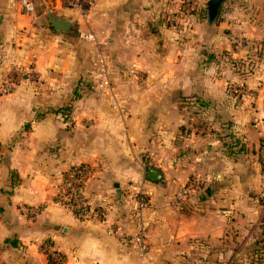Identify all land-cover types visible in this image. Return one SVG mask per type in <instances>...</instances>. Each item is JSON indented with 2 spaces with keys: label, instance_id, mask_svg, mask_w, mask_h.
<instances>
[{
  "label": "crops",
  "instance_id": "0c3cea01",
  "mask_svg": "<svg viewBox=\"0 0 264 264\" xmlns=\"http://www.w3.org/2000/svg\"><path fill=\"white\" fill-rule=\"evenodd\" d=\"M25 1L0 0V86L31 78L0 94V264H264V0ZM82 164L99 218L58 200Z\"/></svg>",
  "mask_w": 264,
  "mask_h": 264
},
{
  "label": "built area",
  "instance_id": "2783aa9c",
  "mask_svg": "<svg viewBox=\"0 0 264 264\" xmlns=\"http://www.w3.org/2000/svg\"><path fill=\"white\" fill-rule=\"evenodd\" d=\"M23 5L27 11L33 10L32 4L25 0H23ZM103 75V84L108 85L109 81L107 79V76L105 73ZM13 88L14 83L8 78L4 81L1 92L3 94L11 93ZM92 173L93 168L90 165L82 164L76 166L75 170L69 176V178L64 183L62 182L58 194V200L62 204L67 205L68 207L73 209L80 219H88L93 216H97L98 218L100 216H104L103 210L97 208L94 210L84 196V187ZM262 179H264V174L262 175ZM186 194H188L187 190L184 191L183 195L186 196ZM68 202H71L72 204H67ZM141 203L145 204L144 199L141 200ZM132 242L139 246L142 250L146 249L144 236L139 235L137 237H134Z\"/></svg>",
  "mask_w": 264,
  "mask_h": 264
},
{
  "label": "water",
  "instance_id": "95a60500",
  "mask_svg": "<svg viewBox=\"0 0 264 264\" xmlns=\"http://www.w3.org/2000/svg\"><path fill=\"white\" fill-rule=\"evenodd\" d=\"M224 1L225 0H209L208 1V3H207V14H208V20L210 22L215 20V18L217 17V15L219 13V8ZM50 21H51L53 28L57 32L67 31L71 26V23L69 21H67L63 18L54 16V15H50ZM160 175L161 174L154 167H151L147 173L148 178L152 179L154 181L158 180Z\"/></svg>",
  "mask_w": 264,
  "mask_h": 264
},
{
  "label": "rangeland",
  "instance_id": "374dc122",
  "mask_svg": "<svg viewBox=\"0 0 264 264\" xmlns=\"http://www.w3.org/2000/svg\"><path fill=\"white\" fill-rule=\"evenodd\" d=\"M184 5V4H183ZM189 7H187V9H188ZM181 12H180V14H183L184 15V11L183 10H180ZM183 12V13H182ZM179 13V12H178ZM177 18V17H176ZM7 71H8V74L6 75L7 77H2L1 79H2V85H3V83H4V81L6 80V79H10L14 84H15V86H16V84H19L20 82H22L23 80H28V78L29 79H31L29 76H28V64H26V65H24L23 66V64H13L12 66H10V67H8V69H7ZM2 85L0 86V94L1 95H4L2 92H1V88H2ZM13 92V91H12ZM11 92V93H12ZM10 93H7V94H5V95H9ZM194 111H196V110H194ZM194 114H199L198 113V111H196ZM189 115H191L190 113H189ZM194 116V115H193ZM194 119H195V117H194ZM196 121H199L198 120V118H196L195 119ZM198 123V122H197ZM201 123V122H200ZM198 125V127H201V125H199V124H197ZM29 126L30 125H28V126H25V130L26 131H28V129H29ZM206 127V126H205ZM207 127L209 128V129H211L212 130V127H211V125L209 126V125H207ZM181 130H182V128H181ZM183 132L185 131V129H183L182 130Z\"/></svg>",
  "mask_w": 264,
  "mask_h": 264
},
{
  "label": "trees",
  "instance_id": "16d2710c",
  "mask_svg": "<svg viewBox=\"0 0 264 264\" xmlns=\"http://www.w3.org/2000/svg\"><path fill=\"white\" fill-rule=\"evenodd\" d=\"M199 123V125H201L200 121H196ZM195 123V122H194ZM205 126V125H203ZM184 129V127H182V130ZM214 130H209L208 133H213ZM206 134V133H204ZM206 136V135H204ZM242 150L244 149L243 147L241 148ZM75 170V167H71V169H69L66 173H64L63 175V183L69 178V176L73 173V171ZM71 202H68L67 204H70ZM72 204V203H71ZM45 242L47 243H51L49 240H46ZM262 250L264 253V244L262 245ZM46 253L48 254V264H65L66 263V256L59 252V251H55V252H50L48 250H45Z\"/></svg>",
  "mask_w": 264,
  "mask_h": 264
}]
</instances>
